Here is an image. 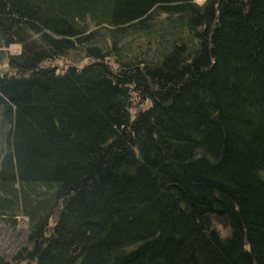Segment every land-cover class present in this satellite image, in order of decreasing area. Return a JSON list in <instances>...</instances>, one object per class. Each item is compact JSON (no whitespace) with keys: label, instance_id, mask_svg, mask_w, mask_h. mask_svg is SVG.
<instances>
[{"label":"trees","instance_id":"1","mask_svg":"<svg viewBox=\"0 0 264 264\" xmlns=\"http://www.w3.org/2000/svg\"><path fill=\"white\" fill-rule=\"evenodd\" d=\"M264 0H0V264H264Z\"/></svg>","mask_w":264,"mask_h":264},{"label":"rangeland","instance_id":"2","mask_svg":"<svg viewBox=\"0 0 264 264\" xmlns=\"http://www.w3.org/2000/svg\"><path fill=\"white\" fill-rule=\"evenodd\" d=\"M262 176L264 178V173ZM15 220V225H12L0 219V254L5 258H9L16 249L26 244L27 222L22 216Z\"/></svg>","mask_w":264,"mask_h":264}]
</instances>
